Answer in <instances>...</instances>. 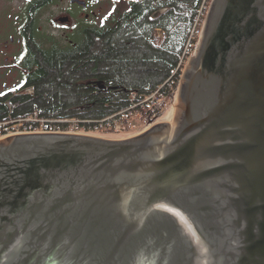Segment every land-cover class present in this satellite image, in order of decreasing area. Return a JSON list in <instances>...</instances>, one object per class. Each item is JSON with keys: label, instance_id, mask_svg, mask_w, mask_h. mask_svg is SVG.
Listing matches in <instances>:
<instances>
[{"label": "water", "instance_id": "water-1", "mask_svg": "<svg viewBox=\"0 0 264 264\" xmlns=\"http://www.w3.org/2000/svg\"><path fill=\"white\" fill-rule=\"evenodd\" d=\"M0 264H264V0H211L172 119L0 138Z\"/></svg>", "mask_w": 264, "mask_h": 264}, {"label": "trees", "instance_id": "trees-1", "mask_svg": "<svg viewBox=\"0 0 264 264\" xmlns=\"http://www.w3.org/2000/svg\"><path fill=\"white\" fill-rule=\"evenodd\" d=\"M204 1H132L129 8L119 10L107 22L101 44L95 45L94 40H89L85 57L80 52L71 53L73 65L70 70L54 65L57 72L52 76L39 75L35 96L0 100V134L7 133L19 125L21 119L35 112L49 119H102L127 107L132 94L136 93L139 99L150 94L178 67ZM158 29L163 35H158ZM191 40L189 46L195 48L198 37ZM81 62L85 63L86 70L79 66ZM84 71L88 77L100 78L109 90L99 93L91 83L85 87L63 81L68 73L77 77ZM180 73L176 74L173 88L166 92L157 109L162 117L167 115L176 95ZM152 111L142 114L146 123L154 121Z\"/></svg>", "mask_w": 264, "mask_h": 264}, {"label": "flooded vegetation", "instance_id": "flooded-vegetation-1", "mask_svg": "<svg viewBox=\"0 0 264 264\" xmlns=\"http://www.w3.org/2000/svg\"><path fill=\"white\" fill-rule=\"evenodd\" d=\"M132 1L0 0V100L35 96L39 75L52 76L60 66L70 70L71 53L85 57L89 40L101 44L107 22ZM79 66L86 70L85 63ZM63 81L85 87L91 83L99 93L109 90L86 71L77 77L68 73Z\"/></svg>", "mask_w": 264, "mask_h": 264}, {"label": "built area", "instance_id": "built-area-1", "mask_svg": "<svg viewBox=\"0 0 264 264\" xmlns=\"http://www.w3.org/2000/svg\"><path fill=\"white\" fill-rule=\"evenodd\" d=\"M211 0H205L203 6L200 9L199 16L196 20L194 30L192 32V37H198V43L203 32V27L205 23V18L209 10ZM191 37V39H192ZM185 49L181 60L178 64V67L173 71L172 75L169 76L162 84L158 86L156 90L150 94L145 95L142 99H139L137 94L134 93L131 96L130 104L122 108L121 110L105 117L102 119H91V118H64V119H49L39 116L37 112L29 116L28 118L21 119L19 125L13 126L12 129H9L7 133L0 134V138H4L9 135L19 134V133H28V132H72L80 134H107V133H132L133 128L135 129V124L138 123V120H141L144 124V128H148L164 119V117L158 114L157 109L161 106L162 100L166 96V92L173 88L175 83V76L180 71V79L182 72L188 63L191 56L196 52V48L189 46ZM180 83V80H179ZM179 87V85H178ZM177 94L172 100L174 106L177 103ZM147 110L152 111V119L154 121L147 122L142 114L147 112ZM171 115V112H170ZM23 123V127L21 124ZM65 127L63 128L62 126ZM145 130V129H144Z\"/></svg>", "mask_w": 264, "mask_h": 264}, {"label": "rangeland", "instance_id": "rangeland-1", "mask_svg": "<svg viewBox=\"0 0 264 264\" xmlns=\"http://www.w3.org/2000/svg\"><path fill=\"white\" fill-rule=\"evenodd\" d=\"M105 12V11H104ZM105 15H107L106 14V12H105ZM196 24V23H195ZM195 27V26H194ZM193 30H194V28H193ZM158 35H163V32L161 31V30H159L158 31ZM176 106H177V103H176V105L174 106V103H171L170 105H169V109H168V113H167V115H166V117H164V119H162V120H160L159 122H161V121H164V120H167V119H172V115H173V113H174V111L176 110L175 108H176ZM170 112H171V115H170ZM140 121L141 120H138V123L137 124H135V129L133 128V130H132V133L133 132H142L144 129H146V128H144V124L141 122L140 123ZM157 123V122H156ZM94 135H97V136H112V137H115V136H120V135H124V134H120V133H113V134H111V133H107V134H100V135H98V134H94Z\"/></svg>", "mask_w": 264, "mask_h": 264}, {"label": "bare ground", "instance_id": "bare-ground-1", "mask_svg": "<svg viewBox=\"0 0 264 264\" xmlns=\"http://www.w3.org/2000/svg\"><path fill=\"white\" fill-rule=\"evenodd\" d=\"M176 109V108H175ZM172 117H173V115H172ZM167 120H170V119H167ZM161 122H164V121H161Z\"/></svg>", "mask_w": 264, "mask_h": 264}]
</instances>
